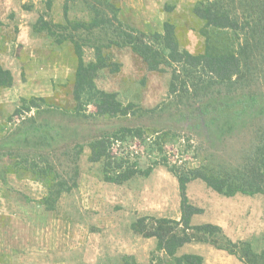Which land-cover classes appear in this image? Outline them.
<instances>
[{
    "label": "rangeland",
    "instance_id": "374dc122",
    "mask_svg": "<svg viewBox=\"0 0 264 264\" xmlns=\"http://www.w3.org/2000/svg\"><path fill=\"white\" fill-rule=\"evenodd\" d=\"M198 1L0 0V62L14 77L11 87L0 88V264H174L156 249L155 237L135 231L132 224L142 216L150 224L157 217L180 219L177 177L159 163L149 175L138 174L122 184L107 182L102 162L89 160L86 139L122 127L142 130V139L126 136L113 144L115 154L142 169L164 157L183 169L200 166L211 153L217 159L234 160L240 147L250 144L253 121L214 146L184 114L210 97L264 93V63H255L254 72L232 92L217 85L209 97L180 98L169 94L171 70L148 71L129 46L113 45L105 52L121 63L120 71L100 70L98 87L117 92L125 105L132 103L138 110L162 107L155 114L97 116L93 105L80 111L74 99L78 60L73 42L60 43L48 30L37 31L35 24L41 16L52 26L68 25L67 17L90 21L96 14L94 6L111 17V3L119 8L120 20L144 32L162 31L171 18L182 47L195 53L204 47L199 32L203 22L192 11ZM226 1L241 17L246 15L244 0ZM166 3L175 7L171 13L165 11ZM78 31L84 44L95 43L96 37L107 43L113 35L111 28ZM84 58L95 59L93 44L84 46ZM32 98L40 106L26 110ZM40 123L55 124L60 130L50 144L43 134L47 130L32 135ZM161 127L168 133L165 137L154 130ZM156 141L163 142L162 151ZM34 162L41 169L48 167L47 176L32 170ZM59 182H64L63 191L50 196ZM188 195L193 204L204 208L193 217L194 224H219L232 241H248L254 249H264V195L229 197L200 179L188 184ZM185 252L203 255L204 264H245L238 255L209 242L188 243L179 254Z\"/></svg>",
    "mask_w": 264,
    "mask_h": 264
},
{
    "label": "trees",
    "instance_id": "16d2710c",
    "mask_svg": "<svg viewBox=\"0 0 264 264\" xmlns=\"http://www.w3.org/2000/svg\"><path fill=\"white\" fill-rule=\"evenodd\" d=\"M227 2L201 0L192 7L193 14L203 22L199 32L204 37L203 50L195 53L182 47L177 25L171 18L165 20L162 31L148 33L120 20L119 8L111 3V17L94 6L92 8L96 10V14L90 21H72L67 17L68 25L55 23L52 26L53 24L45 22L41 16L35 27L37 31L48 30L60 43L65 40L73 42L78 60L73 95L78 110L82 111L85 106L93 105L97 116H127L140 111L139 114L144 111L155 114L161 110L162 104L138 110L132 103L125 105L117 92L98 87L96 78L100 70L109 68L111 72H118L121 68V63L114 60L111 54H106L105 49L113 45L129 46L146 63L148 71L171 70L170 95L180 98H205L213 95L210 91L217 85H223L228 92H232L241 84L243 78L246 79L248 74L254 72L257 68L255 63H264V0H244L247 7L244 17L236 9L230 8ZM164 8L171 13L175 7L166 3ZM97 28H111L113 35L108 38L107 43L96 37L98 39L95 43L84 44L78 30L93 32ZM67 29L69 31H65ZM87 44H93L95 54V59L88 62L84 58V46ZM13 81L11 70L0 62V88L11 87ZM41 99L44 100L42 97ZM39 106L37 99L32 98L26 110ZM184 118L194 122V128L198 132L202 131L214 146L217 141L224 142L236 136L237 132L240 133L248 126L250 120L254 122L253 137L250 144L240 147L234 160H227L222 156L217 159L211 153L200 166L183 169L164 157L162 162L156 159L148 168L142 169L137 163H129L113 151L114 141L123 140L126 136L143 138L142 130L122 127L88 137L86 140H89L91 150L89 160L102 162L104 180L117 184H122L138 174L149 175L154 164L159 163L177 177L181 197L180 219L157 217L150 224L148 217L142 216L132 224L135 231L146 237H155L156 249L163 251L174 264H204V257L199 253L179 254L184 245L193 241L209 242L220 249L228 250L231 254L238 255L245 264H264V249L258 251L248 241H232L219 224H194L193 217L202 214L204 208L193 204L188 195V184L196 179L204 181L217 193L229 197L238 193L264 195V93L239 98H230L228 95L210 97L195 105L188 113L185 112ZM161 128L154 130L158 137H165L168 133ZM43 129L47 130V134H43L48 144L60 134L55 124L40 123L33 128L32 135L35 136ZM155 144H159V151L163 150V142L156 141ZM38 163L32 164V170L38 176H47L48 167H45L46 170L41 169ZM63 185L64 182L53 185L50 196H59Z\"/></svg>",
    "mask_w": 264,
    "mask_h": 264
}]
</instances>
